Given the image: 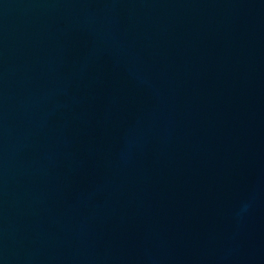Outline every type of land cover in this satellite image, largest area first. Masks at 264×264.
Returning a JSON list of instances; mask_svg holds the SVG:
<instances>
[{"label":"water","instance_id":"water-1","mask_svg":"<svg viewBox=\"0 0 264 264\" xmlns=\"http://www.w3.org/2000/svg\"><path fill=\"white\" fill-rule=\"evenodd\" d=\"M0 264H264V0H0Z\"/></svg>","mask_w":264,"mask_h":264}]
</instances>
